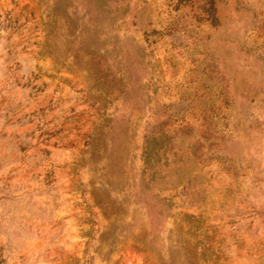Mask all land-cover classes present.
<instances>
[{
	"label": "rangeland",
	"instance_id": "1",
	"mask_svg": "<svg viewBox=\"0 0 264 264\" xmlns=\"http://www.w3.org/2000/svg\"><path fill=\"white\" fill-rule=\"evenodd\" d=\"M56 1L0 0V264H264V0Z\"/></svg>",
	"mask_w": 264,
	"mask_h": 264
},
{
	"label": "trees",
	"instance_id": "2",
	"mask_svg": "<svg viewBox=\"0 0 264 264\" xmlns=\"http://www.w3.org/2000/svg\"><path fill=\"white\" fill-rule=\"evenodd\" d=\"M93 8L99 9L100 11L103 10L102 6V0H93ZM53 9L56 6H62V2L60 0L54 2L52 4ZM63 6H66L64 3ZM74 30H76V23L73 20L68 19L67 20V33L70 34ZM77 36L79 38V44L80 46L76 49L71 50V54L74 58L79 57L80 53H85L88 58L85 61V64L82 65V69L86 71H103L105 69H108V66L100 67L99 66V60L98 58H104L105 55L109 54L108 50V43L106 42L107 39L105 38L106 35L104 32L100 29L99 25L93 24L90 32L86 33L88 34L87 37L89 39L85 41V32L87 31V28L80 27V29L76 30ZM113 46L116 45V43L112 44ZM114 52L120 53V49H115L113 47ZM111 51V50H110ZM103 53V54H102ZM116 53V54H117ZM116 54L113 56V59H116V62L121 61V57L117 58ZM98 57V58H96ZM120 81V79H118ZM128 81L125 83H122V89L124 88L125 84H127ZM168 115L166 116V119L163 121H158L156 123H151L146 131V133L143 134V141H142V147H141V157H142V176L140 177L143 186L145 189L148 188V183L153 182L155 177L163 178L164 175H160L161 172V166L167 165V159L168 154L172 150V145L170 143V133H168L169 128V122L167 123ZM172 154L175 153L174 151L171 152ZM146 176V178H145ZM151 187V186H150ZM164 205L168 203H163ZM161 212V211H158Z\"/></svg>",
	"mask_w": 264,
	"mask_h": 264
}]
</instances>
